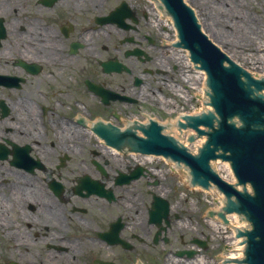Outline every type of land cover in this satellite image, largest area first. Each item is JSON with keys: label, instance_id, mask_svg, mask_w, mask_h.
Listing matches in <instances>:
<instances>
[{"label": "flooded vegetation", "instance_id": "af4514ba", "mask_svg": "<svg viewBox=\"0 0 264 264\" xmlns=\"http://www.w3.org/2000/svg\"><path fill=\"white\" fill-rule=\"evenodd\" d=\"M145 1L0 0V264H183L211 246L194 215L181 233L198 210L172 204L168 174L132 159L179 67ZM155 196L169 223L150 222Z\"/></svg>", "mask_w": 264, "mask_h": 264}, {"label": "water", "instance_id": "95a60500", "mask_svg": "<svg viewBox=\"0 0 264 264\" xmlns=\"http://www.w3.org/2000/svg\"><path fill=\"white\" fill-rule=\"evenodd\" d=\"M166 1L167 7L177 20L184 48L191 51L193 60L200 62L209 75L210 87L214 91L212 102L216 112L223 119V127L209 134L208 146L199 159L192 158L184 150H179L166 137L159 134L158 128L152 133L154 139L144 142L142 148L147 153L163 154L184 160L194 169L197 178L205 177L204 183L212 180L226 195L238 196L243 210L250 214L256 227V230L249 235L251 244L248 262L264 264V130L252 128L255 124H264L260 119L264 117V102L261 99L253 100L252 90L246 89L248 85L241 79L243 74L251 85L261 88V83L252 78L264 77V0H185L194 8L206 34L230 58L245 68L252 78L230 61L202 33L192 9L185 6L183 0ZM225 62H228L231 68H226ZM262 97L264 98V94ZM236 114L241 115L247 122L245 130L237 129L227 122L229 117ZM193 121L197 126L204 124L213 128L212 120L208 116ZM197 132L201 135L207 134L200 129H197ZM194 139L192 136L190 141ZM219 149L232 155L218 156L215 152ZM218 157L232 161L240 182H251L255 187L257 198L243 196L211 173L208 162ZM151 158L161 159L154 156ZM215 168L223 179L234 182L228 164L223 163ZM167 212L164 211L162 217L166 216ZM217 213L215 211V215ZM219 216L227 222L224 214ZM227 261L240 264L233 259Z\"/></svg>", "mask_w": 264, "mask_h": 264}, {"label": "rangeland", "instance_id": "374dc122", "mask_svg": "<svg viewBox=\"0 0 264 264\" xmlns=\"http://www.w3.org/2000/svg\"><path fill=\"white\" fill-rule=\"evenodd\" d=\"M142 2L147 3V1H145V0H142ZM177 68H178L179 73H178V75H175V78H176L175 80L176 81H178V80L185 81L184 76H182V73L184 72L183 69L180 70L179 67H177ZM189 70L191 71L190 67H189ZM187 72H188V69H187ZM191 72H193V71H191ZM171 85H174V83L168 85V92L167 93H169V94L172 91ZM169 90H171V91H169ZM185 93H187L189 95V92H185ZM177 97H178L177 99H170V96L168 95V98L164 100V103L166 102V104H170V106L172 108H174V110L177 113H180L181 111L184 110V108L182 107V104L184 105L185 110L189 111V112H191V110L198 107L199 102H197L195 99H191L192 98L191 96L189 97V100L191 99L190 101H185L180 96H177ZM164 115H166V117H170V114H168V112H167V114H164ZM164 123H166V122H164ZM154 165H155L154 168L164 169L163 172L168 174L167 177H169L170 181L172 182L171 183L172 188L174 187V189H175L173 194H172V198L171 197L169 198V199H171L172 204L174 205V204H178L179 202L184 201L183 198L185 197L186 202H184L182 204V208L185 209V207H187V209L193 208V209L198 210V212H195V214L193 212H189L188 210H187V212H185V214H183L181 211L177 213L180 217L179 219L184 220V222L181 223L183 226V228L181 227V229H180L181 233L182 234L186 233V231L188 230L186 220L189 219L190 221H192L191 218H193V215H194V219H196V218L201 219V222H202V224H204V228L207 231L205 233H211V237H210L211 238V246L209 247L208 252L204 254V257L199 259L198 261H191V262H187V263L185 261H183L182 263L183 264H203V263H205V264H222L220 256L223 254H226L227 238L224 237L225 235H223L220 230H218L217 228L215 229V227H216L215 224L212 225L211 223H209V224L205 223L204 219H203V216L206 213V211L208 209H212V202H211L212 198H211V196L210 197L207 196V198L210 201V202H208L203 193L197 192L195 190L190 191L189 189H187L185 184L183 183V178L179 175L173 174L172 171L170 170V168L168 166H166L164 164V162H161L159 164L154 163V164L146 165V166L151 168ZM186 189L188 192L187 194H185ZM194 225H196L195 222H194ZM188 239L189 238L187 235L185 237V241H187V243L189 244ZM183 248L184 247L182 246V249ZM199 261H202V262L199 263Z\"/></svg>", "mask_w": 264, "mask_h": 264}, {"label": "bare ground", "instance_id": "6f19581e", "mask_svg": "<svg viewBox=\"0 0 264 264\" xmlns=\"http://www.w3.org/2000/svg\"><path fill=\"white\" fill-rule=\"evenodd\" d=\"M158 15H159V17H161V14H160V13H158ZM173 55H175V57H177V60L180 61V63H181V68H185V67L188 68L189 63H188V60L186 59L185 56L181 55V53H180L179 51L174 52ZM184 75H185V74H184ZM184 75H183V76H184ZM204 78H205V77H203V76L201 77L200 75L189 74V77H188L187 80L192 81V82H193V85H196V84L199 83V80H200V79H201V81H202V80H204ZM192 87L194 88L195 86H192ZM173 89H174V88H173ZM200 92H201V95H202L203 92H202V91H200ZM184 94H186V93H184ZM204 140H205V139H203L201 142H197V143H195V144H196V145H200V144H202V143L204 142ZM132 159H134V158H132ZM132 159L129 158V160H130L131 162H133ZM134 160H135V159H134ZM137 161H139V163L141 162L142 164L145 165V164H151V163H153L154 161H155V162H156V161L161 162V161H164V160H163V158H161V159H152L151 156H150L149 159H148L147 157H144V156L140 155V156H138ZM172 169H173V172H174L175 174L181 175L182 178H184V182H185V179H187L186 175H184V174L182 175L181 172L178 171V170L176 169V167H174V166H172ZM16 182H17L18 185H19L20 180H19V179H16ZM185 183H186V182H185ZM19 186H20V185H19ZM199 191H200V190H199ZM211 195H212V196H213V195H216V196H213V197H214V198H213V206H215V207H214V210H215L216 213H217V212L220 210V207H221V208L224 207V205H225V201L223 200L222 197L220 198L219 195H218L217 193H216V194H215V193H212ZM30 197L34 199L33 196H30ZM36 199H38V197H36ZM40 210L45 211L43 208H40ZM53 211L56 213V211H57L56 206H54ZM228 218H230L231 224L235 225V227H239V226L244 225V223L241 222V221H240L239 219H237V218L230 217V216H228ZM212 224H214V223H212ZM215 229H216V228H215ZM217 229H218V230H221L222 233H224V234H226V235H228V232H230V230H231V229H229V228H227V227H223V226H221V225H219V227H218ZM231 231H232V230H231ZM228 236H229V235H228ZM234 236H235V231H232V232H231V235H230V237H229V239H231L229 242H230V244H231V246H232V249H231V251H229V253H228V255L230 254L228 260H230V259H235V258H239V259H240V257L242 256V247L239 246V242H240V240H236V239H234ZM234 251H237V252H234ZM201 262H202V261H201ZM199 263H200V261H199ZM203 264H205V263H203Z\"/></svg>", "mask_w": 264, "mask_h": 264}]
</instances>
